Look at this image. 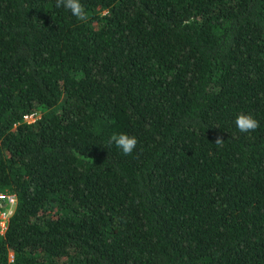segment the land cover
Wrapping results in <instances>:
<instances>
[{"label": "trees", "instance_id": "obj_1", "mask_svg": "<svg viewBox=\"0 0 264 264\" xmlns=\"http://www.w3.org/2000/svg\"><path fill=\"white\" fill-rule=\"evenodd\" d=\"M80 2L0 0V264H264V0Z\"/></svg>", "mask_w": 264, "mask_h": 264}, {"label": "clouds", "instance_id": "obj_2", "mask_svg": "<svg viewBox=\"0 0 264 264\" xmlns=\"http://www.w3.org/2000/svg\"><path fill=\"white\" fill-rule=\"evenodd\" d=\"M55 7H63L68 10L73 17L82 22L87 21L88 19V13L80 0H55ZM234 124L241 133L252 132L259 127V122L251 114L245 113H239L235 117ZM215 142L217 144H222L223 138L217 137ZM108 143L115 144L124 155H131L136 149L138 141L134 136L120 133L111 135Z\"/></svg>", "mask_w": 264, "mask_h": 264}, {"label": "built area", "instance_id": "obj_3", "mask_svg": "<svg viewBox=\"0 0 264 264\" xmlns=\"http://www.w3.org/2000/svg\"><path fill=\"white\" fill-rule=\"evenodd\" d=\"M34 116L35 115L33 112H28L23 114V119L27 121H31L34 119ZM0 197H3L7 202V206H6L7 208L6 207L0 208V233H2L6 226L7 218L12 211V208H10V206H13L14 198L11 194H7V193L4 194L1 192H0ZM10 258L11 257L9 256V259Z\"/></svg>", "mask_w": 264, "mask_h": 264}, {"label": "rangeland", "instance_id": "obj_4", "mask_svg": "<svg viewBox=\"0 0 264 264\" xmlns=\"http://www.w3.org/2000/svg\"><path fill=\"white\" fill-rule=\"evenodd\" d=\"M7 208V207H6ZM10 208H12V206H10Z\"/></svg>", "mask_w": 264, "mask_h": 264}]
</instances>
